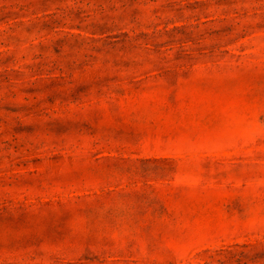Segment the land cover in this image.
I'll list each match as a JSON object with an SVG mask.
<instances>
[{"label": "rangeland", "instance_id": "rangeland-1", "mask_svg": "<svg viewBox=\"0 0 264 264\" xmlns=\"http://www.w3.org/2000/svg\"><path fill=\"white\" fill-rule=\"evenodd\" d=\"M0 264H264V0H0Z\"/></svg>", "mask_w": 264, "mask_h": 264}]
</instances>
